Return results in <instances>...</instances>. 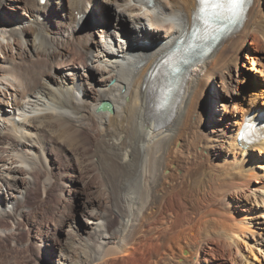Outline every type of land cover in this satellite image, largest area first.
<instances>
[{
  "label": "bare ground",
  "instance_id": "1",
  "mask_svg": "<svg viewBox=\"0 0 264 264\" xmlns=\"http://www.w3.org/2000/svg\"><path fill=\"white\" fill-rule=\"evenodd\" d=\"M12 1L20 12L10 11L9 3L0 0V19L5 18L0 21V222L9 221L10 230L26 224L32 232H40L39 208L27 212L26 199L38 186L39 174L49 170L47 155L57 145L71 160L80 159L81 169L88 174L96 170L97 163L102 164L101 173L111 184L108 213L96 211V207H105L101 200L89 197L84 203L86 237L67 224L75 242L66 237L57 264L124 260L137 248L134 244L140 234L142 244L156 248L159 255V260L149 264H220L225 253L238 255L245 236L255 232L244 220L251 209L236 204L231 195L260 184L256 164L239 160L215 172L211 161L222 150L235 155L242 149L241 156L243 151L244 155L261 153L264 144L251 147L264 142V115L257 126L263 137L247 145L238 139L244 114L234 124L206 129L202 99L207 83L218 77L227 95L223 74L242 43L249 38L264 39V0H251L237 31L202 59L188 53L198 55L203 49L189 43L197 0ZM105 12L114 13L111 21ZM47 17L49 26H38L46 24ZM93 21V29L86 32ZM111 23L113 31L108 27ZM82 32L86 33L80 36ZM181 38L187 43L178 57L197 59L177 94L170 83L165 86L173 91L166 94L155 85L156 73ZM251 53L247 69L257 65V74L264 77V54ZM164 69L168 74L172 66ZM82 81L87 85L85 92ZM217 99L212 115L223 122L230 111L221 97ZM102 102L110 103L112 112L97 111ZM7 104L12 111L6 110ZM255 108L246 111L254 116L264 114V107ZM222 137L229 140L223 143ZM52 183L44 180L41 187L46 190ZM255 189L261 192L264 186ZM260 197L264 203V196ZM220 203L226 210L218 207ZM114 215L118 222L105 228ZM55 221L63 226L67 223L62 217ZM11 233L6 232L7 237ZM262 235L260 244H264ZM249 244L246 248L252 252L254 246Z\"/></svg>",
  "mask_w": 264,
  "mask_h": 264
},
{
  "label": "rangeland",
  "instance_id": "2",
  "mask_svg": "<svg viewBox=\"0 0 264 264\" xmlns=\"http://www.w3.org/2000/svg\"><path fill=\"white\" fill-rule=\"evenodd\" d=\"M3 2L4 4L9 3L10 5L9 7L12 8L10 9V11L20 12V10H17L15 7H13L14 2L12 0H3ZM113 9L115 10V8ZM41 10L45 11L42 8ZM113 12L109 14L113 16L114 14ZM110 15H108L105 12V18L108 21H111ZM4 20L5 18L0 19L1 22H3ZM47 20L48 21L46 22V24H38V26L42 28H44L45 26H49L48 17ZM32 22L34 24L36 23L33 20ZM111 24L112 25H109L108 27L112 28L113 31L114 26L113 23ZM93 27H94V21L92 26L86 32L91 31ZM86 32H82L80 36L84 35ZM255 40L256 41H253L252 38H249L245 43H242V46L240 47L241 48L240 53L239 54L237 53V55H235L236 57H234L233 61L231 62L230 68L228 70H225L223 74L224 76L223 78L227 81L226 82V89L228 90L227 95L226 93L223 92L222 87L219 83V81L221 80L220 77H218L214 81V83H207L208 86L205 89L202 99V105L204 107L206 106L203 115V121L206 129L212 128L214 124L216 126L218 124L224 125L227 122L234 124V122L238 121V119H241L242 114H244V119L246 118V116L250 114H252L253 117H257L259 119L262 117V115H264L263 113H258L256 116H254V113L247 112L250 109L256 110L255 107L257 108L264 107L263 104L264 77L257 74L256 69L259 67L256 65L255 60L251 61L253 65H256L254 69L253 70L247 69V65L248 67L250 66V62H249L250 60H248V57L252 56L251 53L252 50H255L256 54L259 56L264 54L262 51L264 50L263 48L264 39L258 37L257 39L255 38ZM133 42H138V41L134 40L132 41V43ZM132 43H130L129 45H131ZM128 46H126V48ZM247 62L248 64H246V66L244 67V64ZM54 73L55 71L53 70V74ZM81 84H83V81ZM83 86L85 92L87 85L83 84ZM259 89L260 91H258ZM257 93H260V97H257ZM217 96L222 98L223 102L227 105V108L230 111L229 114H227L228 115L227 119L223 122H217L215 120V116L212 115L213 114L212 109L214 107L215 102H217L218 100ZM10 106L11 105L8 104L6 105L5 108L7 111L11 110ZM238 109L243 110V112L241 113L240 111L238 113L237 112ZM28 111H29V107H28ZM201 112H202L201 114H203V111ZM15 114L18 115L17 113ZM15 119L17 120L19 118L16 117ZM233 127L236 128V126ZM45 137L47 138V139L45 138V140L47 141L48 137L46 135ZM227 140L229 139L222 137L221 142L225 143ZM262 144H264V142L255 143L251 148L258 147ZM241 150L242 149H238L237 150L238 152L235 155L232 154V151L226 152L222 150L221 153L219 154L220 155L219 158L212 160L211 163L213 166H215V170H216L215 172H217L218 170H222V165H226V163L227 164L230 163L229 165H231L233 162L236 163L239 160L241 162L247 161L249 165L256 164L254 165L255 167L254 170L258 172L257 175L258 179L257 178L256 179L257 182H260V184L253 183L251 191H244L241 193L235 192L231 195L232 197H234L235 201L238 202L236 204L238 205L240 204L244 208L251 209L250 214L244 215V217H246V219L244 220L245 222L247 221L249 223L250 227L254 229L255 233L253 235L247 234L245 236L244 238L245 242L241 243L240 245L241 252L238 255L230 257L228 253H225L226 256L223 255L222 258H220V264H264V244H260L257 242V241L260 242V238L261 236L263 237L262 234H264V218H262L264 216V203H261L263 202V200L260 197V195L264 196V190H261V192H259L258 190L255 189L256 185L264 186V149L261 153H259L258 151H248V153L245 155L243 151L242 156L241 154H239ZM57 152L59 154H57ZM52 153L55 155H53ZM47 157H48L49 170H44L39 174L38 180L40 182L37 180L38 186L36 185L37 187L34 190V192L33 193L30 192V194L27 195V199H26L27 202L26 206L28 207L27 212H29L30 209H32V207L39 208L37 209L38 211L37 222L39 223V225H42V228H39L40 232L37 230L36 231L33 230L32 232L26 224H21L18 226V229L14 228L10 230V228H12L11 227L12 225L9 221L0 222V229L2 228L1 230H3L5 234V235L3 234L4 236L2 237L0 236L1 238L0 264H57V260L59 256L64 252L63 250H61V246H64V243L68 242L67 238L69 237L72 238L70 239L71 241L72 240L74 241L73 239L74 235L72 236L70 232H67L68 231L67 224L72 225L76 230V233H78V235L82 237L87 236L86 231L89 229V227L85 230L86 217L84 216V214H82L84 203L87 201V198L89 199L90 197V198H94L95 200H101L104 203L105 207H107V208L96 207L97 208L96 211L99 212L107 211L106 213H108L109 212L108 210H110L109 205H111L110 202L111 200H110V192H109L108 184L109 185L111 184L106 181L105 176H103L104 173H101L103 170L102 168H100L102 167V164L97 163L96 170H93L94 172L92 171L89 172L88 174L84 169H81V166L83 167V164L80 163V159H78L77 161L71 160L64 154V151L62 149H59V147L57 148V145H55L52 149L49 150ZM59 158L61 161L58 160ZM69 159L71 161H69ZM202 160L205 159L202 158ZM258 160L259 162H257ZM59 161L63 163H60ZM259 163L260 166H257V164ZM45 178L54 182L52 183L51 188H48L49 190L48 189L44 190V187L43 188L41 187L43 186L42 182L44 183V180L45 181L47 180ZM221 204L222 203H220L218 207L221 208V210L223 209L226 210L224 208L225 206ZM175 208L173 207L174 211ZM164 210L165 212L166 210L170 211L169 208ZM190 210L191 208L187 207V211L190 212ZM231 210H232L231 208L227 209L228 215L231 214ZM167 213H165V215ZM27 217L30 216L27 214ZM59 217H62V219L66 218L67 223H65L64 226L59 225V221L58 222L55 221L56 219L59 220ZM114 219L108 222L105 228L108 229L110 228V226L115 225L116 222H118V218L116 217V215H114ZM154 221L158 222V219L155 218ZM16 226L17 225H15V227ZM152 231L153 233L155 232L154 230ZM6 232L8 234L12 232L13 235L11 233V235H8L7 237ZM14 233H16L15 236ZM166 233L168 235L169 231ZM140 235L138 237L140 241H136L134 244L135 246H137V248H135L134 246L135 249H133V253L128 258L126 259L124 258V260L119 259L116 260L115 262L112 260L104 261L99 264H104L105 262H106L105 264H111V263L112 264L114 263L115 264H126V263L149 264L154 260H159L158 259L159 255L156 253L157 251L156 248L155 250H150L151 248H149L150 247L149 244L143 245L142 244L143 239L142 236ZM203 235L204 234H201L200 238H202ZM160 241L158 242H160V244L163 245L165 239L162 238V240ZM248 244L254 246L252 247V252L248 250V248H246L248 247ZM233 251L235 250L232 249V252ZM183 253L186 254L185 251ZM247 259L248 261H246Z\"/></svg>",
  "mask_w": 264,
  "mask_h": 264
},
{
  "label": "snow or ice",
  "instance_id": "3",
  "mask_svg": "<svg viewBox=\"0 0 264 264\" xmlns=\"http://www.w3.org/2000/svg\"><path fill=\"white\" fill-rule=\"evenodd\" d=\"M246 2L247 0H197L198 9L194 15L199 19L200 15L208 9H212L213 14H217V10H221L219 14L232 20L240 16Z\"/></svg>",
  "mask_w": 264,
  "mask_h": 264
},
{
  "label": "water",
  "instance_id": "4",
  "mask_svg": "<svg viewBox=\"0 0 264 264\" xmlns=\"http://www.w3.org/2000/svg\"><path fill=\"white\" fill-rule=\"evenodd\" d=\"M112 105L108 102H102L98 107H97V111H106V112H112Z\"/></svg>",
  "mask_w": 264,
  "mask_h": 264
}]
</instances>
